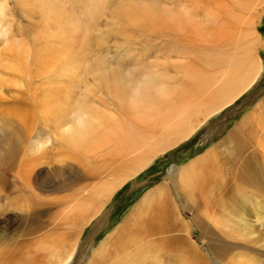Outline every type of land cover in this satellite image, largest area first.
<instances>
[{
  "label": "bare ground",
  "instance_id": "6f19581e",
  "mask_svg": "<svg viewBox=\"0 0 264 264\" xmlns=\"http://www.w3.org/2000/svg\"><path fill=\"white\" fill-rule=\"evenodd\" d=\"M168 1L167 4H146L145 2L144 5L140 3H138L140 5L135 3L130 4L126 1L127 3H123L117 7L113 6L114 8H111L105 6L103 9V11L107 10L111 14L110 21L112 19L114 20H112L113 22L119 20L118 25L115 23L118 28H120L121 22H123L129 28L134 27L136 30H141V33H139L135 40L131 39L133 36L122 38V45L127 44L129 39H131L130 43L135 42L136 44L137 42L140 45V42H142L140 38L145 39L150 44V40L147 38L150 34L147 35V33H151V36L155 34L154 40L151 39L154 45L153 51L151 50L152 53L149 56L147 54L138 56L139 60L142 59L143 62L146 60L147 63L133 69L125 68L123 64L116 65L120 61V57L118 58L119 60L116 59L117 63L114 61V65L111 62L112 59L100 55L99 43L94 45L96 42L93 43L92 38H89L91 34L84 28H80V25H77L79 30L76 29L74 23L77 22L73 14L68 19V28L64 27L66 24L65 18L68 15L67 12L62 11L55 3H51L50 0H40L38 3L43 13L48 12L51 14L50 17L46 15L42 16L41 24L43 28L48 27V24L55 27V31H52L51 34H49L51 30L46 32L50 28L45 32H40L41 29H39V33L37 34L23 35L24 38L19 41H13L6 38L7 35L4 30H0V40L6 43L4 54H0V71H3L1 69L8 70V73L10 72L12 76H19L18 78L21 81H24L35 92L38 91L39 100L35 102L34 106L35 108H43L46 105L45 111L48 110L47 114L51 118L48 119V123L50 125L53 124V128H49L50 134L45 132L48 130L47 128H42V126L36 128V135L32 137L26 151L21 153L20 147L23 144L22 141L28 138L30 134L29 130L24 127L18 128L17 132L20 134L14 142V133H12L14 130L12 129L15 128H10L14 121L11 122L6 117L0 118V168L1 166H6L0 170L5 172L0 175V193L4 194V197L7 195L5 197L7 200L14 201L20 193L24 195L25 200L26 197L28 200L29 195L34 190H38L37 186L41 184L39 183L41 179L48 173L50 174V165L47 168L44 165L48 163L44 164L42 162L47 157V143L50 140L59 146L61 154L66 155V158H71L74 162L78 160V165H80L79 160H87L88 155L95 156L98 150L103 149L109 150L107 154L105 153V157L108 156V159L111 160L108 164L102 163L103 165L99 174L100 180L97 185L81 188V196H79L80 193H77L73 202L72 198L66 200L69 205H63V210L66 211L68 207L70 210L74 208L77 211L87 204L85 200L93 197H106L107 200L127 178L148 164L146 162L154 155L157 150L156 147L160 143L166 144L173 136L176 138L171 143L180 141L191 135L192 131L188 123L191 113L183 112L180 108H184L185 105L178 101L187 100L188 97L195 95L194 97L197 99V102H203V104L212 106L214 102L216 103L223 99L231 100L236 96V94H233V91L237 89L235 87L238 86L239 88L241 86L244 77L238 78L234 75L233 69L236 68L234 67V63L245 65L248 57L253 53L254 46L258 43V38H256L253 32V24L255 18H257L258 4H261L264 0ZM1 2L2 0H0L2 7ZM100 2L103 5L102 1ZM79 4L82 9V2L80 1ZM93 4L92 2L89 6H93L94 17L95 10ZM100 4H95V6H100ZM86 7L83 5V11H81L84 12V15L86 14ZM35 11L37 12L31 6L26 14L34 15ZM97 11L96 9V13ZM39 13L41 14L42 12L40 11ZM89 17L94 19L90 15ZM82 30H85V32ZM116 35L119 36V33ZM133 40L134 42H132ZM81 43L84 45L83 48H80ZM232 45L234 48L240 47L243 49L240 55L237 56L236 54V57L233 56V59L229 61L221 60L225 47H231ZM118 47H120L119 43L115 42L117 53ZM139 50L138 52L140 53L141 51ZM91 52H93V57L90 56ZM83 53H87L86 55H89V57L86 55L85 57ZM119 54L121 53L119 52ZM148 58L151 61H148ZM193 58L200 61V63L202 62L207 68L212 69L211 73L202 74L201 71L194 69L191 63ZM82 64L87 66V68L85 67L86 70H84L86 71L84 73L86 77L88 73L91 75L95 72L96 75V72H98L99 75L97 74L96 76H106L110 80H102V82L98 80V82L93 74V77L88 76L92 77L91 82H88L89 78L86 81V77L80 75L82 73L80 71H83ZM80 67L82 70H80ZM221 68L223 69L221 73L216 72ZM171 73L174 76L177 74L179 76L181 73L185 77H189L192 80L193 86L191 85L192 83L189 86L187 85L186 88L170 86L169 82L174 77L169 76ZM7 78L11 80L10 76ZM103 79L106 80L105 77ZM3 80L5 79L3 78ZM36 80L39 81V84L36 83ZM16 83V85L19 84L17 81ZM6 84H9V82H6ZM241 89L242 87L239 88V90ZM56 98H58V105L55 103L57 101L55 100ZM42 101L44 105H42ZM255 108L262 109L264 112L263 100L258 102ZM262 116L264 115H261V113H256V115L252 113L249 116H245L239 126L247 140L252 143L251 148L253 150L251 153H253L254 158L256 154L263 161L262 164H264V133L260 132V135L257 136L252 130L257 123L261 124L264 121L261 118ZM38 118L42 119L39 115ZM258 127L260 128L259 125ZM191 128H195V126ZM207 133L211 134V130H208ZM230 137L234 139V143L230 144L233 145V155L244 158L243 163L248 166L252 178L236 177V179L240 183L248 181L258 188L261 178L259 172L257 171L256 173L254 171V167L251 165L248 157V152L244 149L243 144H241L242 140L237 136V133L230 134ZM117 147L119 149H116ZM21 154H23L22 158ZM206 158L209 160L215 158V155L208 152L204 158V162H208ZM196 163H193L189 169L183 170V172L173 173L172 180L175 188L179 187L177 178L182 179L183 176H189V173L195 174L194 178L188 183L189 193H192L191 190L197 187H199L198 191L201 193H204L206 190L213 191L225 187L223 180L216 181L215 178L211 180L208 177H197V174L203 170L202 163H199V165ZM8 165H13V168L11 170L8 169ZM70 166L72 167V164ZM199 182H201V185H199ZM234 183L237 184V181ZM158 190L146 195L135 208L137 211L140 208L142 209V212L139 211L137 213L141 219L140 223H137L135 220L132 221L129 217L119 227L117 230L119 237L113 243L114 245L120 240L121 248L123 240L129 236L137 240L138 237L147 238L148 235L159 231L160 234H167V232L170 234V232L177 233L182 229L181 224L174 217L175 223L173 226H175V229L172 227L173 230L169 231L168 226L170 220L175 216L173 214L174 211L172 212L171 204L170 207H167L166 203L163 204V196L160 189ZM11 194L14 197H11ZM207 204L212 205L213 203L209 200ZM80 210L87 212L83 208ZM70 213H74L73 215H75V212ZM66 214L67 216L71 215L69 213ZM84 214L81 217L84 218L87 215ZM78 216L73 217L77 219ZM73 221L76 222L75 220ZM97 225L98 223L96 222L92 225V233L97 229ZM225 225L227 226V224ZM102 227L100 226V228ZM42 229V226L35 224L26 233H36L42 231ZM224 230L227 231L226 229ZM41 239H46L47 246H41L35 242L33 244V254L31 256L27 255V258L25 257L26 264H47L46 259L57 260L59 256L62 259V254L53 252L50 247L53 245L56 248V243L58 246L61 245L62 240H64L61 232L54 234V236H50V233L48 236L46 234L44 237L41 236ZM8 241V238H1L0 236V245H7ZM169 241H171L170 243L173 246L176 245L173 247V252L184 249V253L192 252L197 256V253L189 247L184 238L175 236L173 241ZM37 242L41 243L40 240H37ZM48 242L50 245H48ZM133 244L135 243L133 242ZM123 245L128 246V243H123ZM120 248L116 247V252ZM213 251L217 253L215 249ZM72 255L65 257L62 262L59 260L61 262L59 264L69 263ZM217 255L219 256V253ZM126 257L125 255L121 260ZM5 258L8 259V256ZM18 259L19 257H15L14 254L9 255V263L11 264H23L20 259L21 262H17ZM243 260H234L231 264H250ZM89 264L102 263L91 261ZM115 264H120V261L117 260Z\"/></svg>",
  "mask_w": 264,
  "mask_h": 264
},
{
  "label": "rangeland",
  "instance_id": "374dc122",
  "mask_svg": "<svg viewBox=\"0 0 264 264\" xmlns=\"http://www.w3.org/2000/svg\"><path fill=\"white\" fill-rule=\"evenodd\" d=\"M20 1L2 0V7L0 4V30L6 32V38L19 41L24 38L23 35L26 36L39 33V29H41L40 32H45L50 28L46 31L49 32L51 30L49 34L55 31V27H52L51 24H48L46 28L44 27L45 29L41 25L42 16L46 15L50 17L51 14L48 12L43 13L38 3L40 0ZM50 1L51 3H55L62 11L67 12L68 15L66 16L67 18H65L66 24L64 27L68 28V19L71 18V14H73L77 22L74 23L76 29L79 30L77 25H80V28H84L91 34L89 38H92L93 43L96 42L94 45L99 43V54L107 56L108 59H112L111 62L113 63L114 61L117 63L116 59H120L116 65L123 64L127 69L138 68L139 65L142 66L144 63H147L146 60H144V62L142 59L139 60L138 56L140 57L143 54L149 56L152 53L154 45L151 39L154 40L155 34L151 36V33H147V35L150 34L147 38H149L151 45L142 38H140L142 41L140 42L141 46L137 42L135 44L134 40L138 37L139 33H141V30H136L134 27L129 28L123 22H121L120 28H118L117 25L119 24V20L113 22L114 20L112 19L113 21L111 20V22V14L107 10L103 11V9L105 6L111 8L113 6L117 7L118 5L127 3L126 1L130 4L135 3L137 5H144L145 2L146 4H167V2H169L168 0H106L105 4V0H80L82 2L81 9L79 0H76L75 4L74 0ZM100 1H102L103 5L100 4ZM92 2L94 3V15L96 17H93V6H89ZM87 4L88 6L86 7ZM95 4H100V6H95ZM83 5L87 8L85 15L83 14L84 12H81L83 11ZM31 6L37 10V12H34V15H30L29 13V15L26 14ZM89 7H92L91 10ZM96 9L100 13L97 11V14ZM40 11L42 12L41 14L39 13ZM102 11L103 13H101ZM89 15L94 19L90 18ZM256 17L253 24V32L256 38H258V43L254 46L253 53L248 57L249 61L247 59L245 65L234 63V67H236L233 69L234 75L238 78L244 77V81L239 87H242V89L239 90L237 86L235 87L237 89L233 91V94H236V96L231 100L223 99L216 103L214 102L215 105L213 104L212 106L203 104V102H197V99L194 97L195 95L188 97L187 100L178 101L185 105L184 108H180L183 112L191 113L188 118L190 130L192 131L191 135L185 139L171 143L176 138L173 136L166 144L160 143L156 147L157 150L154 155L146 162L148 164L131 177L127 178L107 200L106 197H93L85 200L87 204L80 209L83 208L87 212H83V210L79 209L77 211L81 213L78 214L74 208L70 210L68 207V210L66 209L65 211L63 210V205L68 206L69 203L66 200L71 198L73 202L77 193H80L79 196H81V188L97 185L100 180L99 174L101 172V166L103 165L102 163L108 164L109 161H111L108 159V156L105 157V153L107 154L109 150H98L100 152L97 151L95 156L88 155V161L79 160L80 165H78V160L74 162L71 158H66V155L64 156L61 154L62 152L58 148L59 146H57L56 143L54 144V141L52 142V140H50L47 143V157L44 158L42 162L44 164L48 163L44 166L49 168L48 166L50 165L51 171L50 174L48 173L45 177L42 176L43 178L41 182H39L42 186H37L38 190H34L33 193L29 195L28 200L27 197L25 200L24 195L20 192V194L17 195L18 200L14 199V201L7 200L5 198L7 195L4 197V194L0 193V236L1 238L9 239L7 245H0V264H11L9 263L10 254H14L17 258L19 257L22 263L26 264L25 257L27 258V255L31 256V254H33V244L35 242L41 246H47L46 239L42 240L41 236L44 237L46 234L48 236L49 233L50 236H54V234H59L60 232L64 236V240H62L63 244L61 243V245L58 246L56 243V248L53 245L50 247L53 252H57V254L61 253L63 257L61 259L59 256L57 260L46 259L47 264H59L65 257L71 254H73L72 258L67 264H89L91 261L101 262L102 264H115L117 260L120 261V264H231L234 260L242 261V259L250 264H264V164H262L263 161H261L256 154L255 158L253 156L251 159L253 155V153H251L253 150V148H251L252 143L243 138L240 134L243 133L240 128H235V126L242 122L245 116L252 114L253 106H248L249 108L246 114L241 119V114L246 108L227 117L223 125H218L216 122V119L221 116L228 107L236 104L240 98L250 94L254 87L260 86L264 89V1L258 4ZM115 23H117V25ZM85 30L82 31L85 32ZM121 31L123 32L121 33ZM116 32L119 33V36L116 35ZM130 36H133L131 39H134L132 41L134 43H130L131 39H129L127 44L122 45V38H129ZM115 42L120 45V47H118V53L115 48ZM82 43L80 44V48L84 47ZM5 46L6 43L0 40V54H4ZM138 49H140V53ZM242 50L243 49L240 47L234 48L233 45L231 47L227 46L225 47L221 60H232L233 56L236 57V54L239 56ZM119 52L121 54H119ZM86 54L83 53L84 56ZM92 54L93 52L90 53L91 57H93ZM86 56L89 57V55ZM114 57L116 58L114 59ZM148 61H151L150 58H148ZM191 63L193 68L201 71L202 74H210L212 71V69L207 68L202 62L200 63V61L195 58H193ZM82 65L83 71L86 70L85 67L87 68V66H84L85 64ZM81 67L80 70H82ZM1 70L3 71H0V118L6 117V119H10L11 122L14 121L10 126V128H15L12 129L14 130L12 131V133H14V142L16 137L20 134L17 132L18 128L24 127L30 132L28 138L22 141L23 144L20 147L22 153L26 151L32 137L36 135V128H40L41 126L42 128H47L48 130L45 132L50 134L49 128H53V124L50 125L48 123V119L51 118L47 114L48 110L45 111L46 105L43 104V101V108H35L34 106L35 102L39 100V96L37 95L38 91L35 92L24 81H21L20 78H18L19 76L14 77L10 72L8 73V70ZM222 70L221 68L216 72L221 73ZM83 71H80L82 72L80 74L82 76L86 72ZM93 74L96 77H94L96 81L99 80L102 82V80H110V78L106 76H96L98 72H96V75L95 72ZM93 74L90 75L88 73L87 75L93 77ZM180 74L179 76L178 74L174 76L172 73L169 75L176 77L170 80V86L186 88L187 85L189 86L192 83L189 77L187 78ZM7 75L10 76L11 80L7 78L9 77ZM84 76L86 77V74ZM88 76L86 77V81L87 78H89L88 82H91L92 77ZM104 77L106 80L103 79ZM3 78L5 80H3ZM5 81L7 83L9 82V84H6ZM16 81L20 85H16ZM36 81V83L39 84V81ZM191 85L193 86V83ZM78 89L80 90V88ZM263 94L264 90L259 94V97ZM55 100H57L55 103L58 105V98ZM261 100L264 102V96L260 98L258 102ZM99 107L102 108L100 105ZM262 112L263 110L257 111V113L264 115V112ZM38 115L43 120H40ZM261 118L264 119V116ZM258 125L260 128H258ZM192 126H195V128H191ZM210 126L214 128H208ZM232 126L234 127L231 128ZM208 129L219 130L216 132L217 134L215 133L216 135L214 134L212 138H209V134L207 133ZM252 130L257 136L260 135V132L263 134L264 121L261 124L257 123L256 127L252 128ZM232 133H237V136L242 140L241 144H243L244 149L248 152V157L253 164L254 171L256 173L257 171L259 172L261 179L259 180L258 188L248 181L240 183L236 179V177L246 179L252 178L248 166L243 163L244 158L233 155V145H230L234 143V139L230 137ZM116 149H119V147ZM208 152L213 153L215 158L209 160L206 158L208 162H204V158ZM250 154L252 155L250 156ZM22 155L23 154H21V158ZM195 162H197L198 165L202 163L203 170L201 173L197 174V177H208V179L211 180L215 178L216 181L223 180L225 182V184L223 183L225 187L213 191L206 190L204 193L198 191L199 187H197L191 190L192 193H189L188 183H190V180L193 179L195 175L189 173V176H183L182 179L177 178L179 187L177 186L175 188L172 180L173 173L183 172V170L189 169ZM70 164H72V167ZM3 167L6 166H1L0 170ZM12 168L13 165H8V169L11 170ZM3 173L5 172L0 171V175ZM236 181L237 184L234 183ZM199 185H201V182H199ZM158 189H160L163 196V204L166 203L167 207H170L171 204L172 212L174 211L173 214L175 216H173L169 222V231H172L175 227L173 226L175 223L174 217H176V220L181 224L182 229L177 232L178 234L173 232H170V234L168 232L167 234H160L159 231L152 235H148L147 238L142 236L141 238L138 237L137 240L129 236L123 240L121 248L120 240L114 245L113 243L117 237H119L117 234L119 227H121L129 217L132 221L135 220L137 223H140L141 219L138 217L137 213L142 209L140 208L137 211L135 208L146 195ZM11 193L13 192L11 191ZM11 197H14V195L12 196L11 194ZM209 200L213 203L212 205L207 204ZM70 212H75V215ZM66 213L71 215L67 216ZM83 214L85 215L84 218L81 217ZM73 216H78V218L76 219V217ZM79 218H81L82 221ZM66 219L67 221H65ZM65 222L68 223L65 224ZM95 222L98 223L97 229L92 233V225ZM35 224L37 226H42V231L27 234L26 231ZM225 224H227V226ZM100 226L103 227L100 228ZM170 235L171 237H169ZM172 236L184 238L189 247L197 253V256L192 252L184 253V249L173 252V247L176 245L173 246L170 243L171 241H169H173L174 237ZM37 240H40L42 244L38 243ZM133 242L135 244H133ZM123 243H128V246H124ZM48 245H50L49 242ZM116 247L120 248L118 252L115 250ZM212 248L219 253V256ZM129 254L131 255L129 256ZM125 255L127 257L121 260ZM7 256L8 259L5 258ZM19 259L17 262L20 263L21 261Z\"/></svg>",
  "mask_w": 264,
  "mask_h": 264
},
{
  "label": "water",
  "instance_id": "95a60500",
  "mask_svg": "<svg viewBox=\"0 0 264 264\" xmlns=\"http://www.w3.org/2000/svg\"><path fill=\"white\" fill-rule=\"evenodd\" d=\"M261 89L260 88H255L250 94L247 96L241 98L237 104L233 105L231 108H229L222 117V123H224L225 118L233 115L235 112L240 111L241 108L247 107L250 105L260 94Z\"/></svg>",
  "mask_w": 264,
  "mask_h": 264
},
{
  "label": "crops",
  "instance_id": "0c3cea01",
  "mask_svg": "<svg viewBox=\"0 0 264 264\" xmlns=\"http://www.w3.org/2000/svg\"><path fill=\"white\" fill-rule=\"evenodd\" d=\"M263 96H264V94H263L261 97H259L256 101H254L252 104L249 105V107H252V106H253V110H252L253 115H256V113H257L258 110H262V109H256L255 106H256V104L258 103V100H259L260 98H262ZM249 107H248V108H249ZM248 108H246V110L242 112V114H241L242 116L240 117V119L246 114ZM262 113H263V112H262ZM240 119H239V120H240ZM239 120H238V121H239ZM238 121H237V122H238ZM235 125H236V124H235ZM235 125H234V126H235ZM234 126H232L231 128H233ZM255 127H256V126H255ZM255 127H254V128H255ZM210 128H214V127H210ZM229 128H230V127H229ZM235 128H240V126H239V125H238V126H235ZM258 128H259V127H258ZM229 130H230V129H229ZM229 130H228V131H229ZM228 131H227V132H228ZM240 134L243 136V138L246 139V141H248L247 138L244 136L243 133H240ZM251 155H252V154H251ZM251 155H250V156H251ZM252 158H253V155L251 156V159H252ZM250 163H251V162H250ZM251 165H253V164L251 163Z\"/></svg>",
  "mask_w": 264,
  "mask_h": 264
}]
</instances>
